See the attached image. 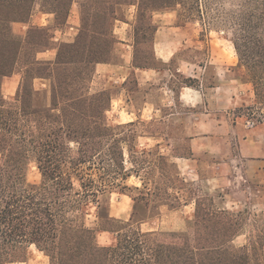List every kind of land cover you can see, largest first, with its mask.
<instances>
[{
	"label": "trees",
	"instance_id": "1",
	"mask_svg": "<svg viewBox=\"0 0 264 264\" xmlns=\"http://www.w3.org/2000/svg\"><path fill=\"white\" fill-rule=\"evenodd\" d=\"M74 1L0 0V264L27 261L31 246L44 252L49 264H264V211L218 205L213 194L186 181L162 152L151 162L143 151L136 161L143 166L133 170L124 164L122 147L117 174V128L137 123L110 125L106 114L111 109V88L92 93L89 86L96 63L113 59L117 7L137 6L134 61L140 67L158 64L154 52L151 57L139 56L143 53L139 32L145 37L152 25L156 31L155 12L175 11L181 25L199 21L229 30L238 65L246 70V81L239 78L252 83L262 111L260 124H254L264 126V0H82L75 41L56 44L55 60L38 59L40 51L54 45L50 29L30 26L19 35L13 23H29L40 5L62 27ZM147 12L152 13L149 18ZM17 72L22 74L21 84L8 99L2 83ZM36 78L50 80V95L34 88ZM130 141L118 140L126 145ZM128 149L131 155L134 149ZM32 159L42 175L39 183L27 178ZM132 176L143 187L130 185ZM117 185L122 186L120 193L138 191L147 206L158 203V211L194 202L188 230H142L143 222L160 213L139 218L140 199L131 194V219L110 216L108 198ZM91 208L94 220L88 219ZM99 231L114 233L115 243L100 245ZM241 235L246 242L236 244Z\"/></svg>",
	"mask_w": 264,
	"mask_h": 264
},
{
	"label": "crops",
	"instance_id": "2",
	"mask_svg": "<svg viewBox=\"0 0 264 264\" xmlns=\"http://www.w3.org/2000/svg\"><path fill=\"white\" fill-rule=\"evenodd\" d=\"M81 1H74L68 21L62 27L56 26L53 13L44 12L41 9L37 13L34 12L29 23H13V25L22 24L25 28L24 34L30 26L50 29L54 45L40 51L37 55L38 59L55 60L58 51L55 47L56 44L75 41L81 27ZM122 7L137 9L134 3L118 8L121 9ZM136 13L137 11L132 18L127 16L126 10L123 14L118 13V18L115 20L113 27L117 39L114 52L116 54L111 61L98 62L95 65V74L108 78L111 84L110 88H117L116 95L114 91L112 92V102L114 103L117 100V113L120 116L118 123H140L145 121L149 125L150 123H162L157 122L159 117L167 120L166 133L147 132L140 134L139 138L155 139L159 144L161 141L169 142L170 145L165 144L163 154L170 156V161L176 163L179 172L186 181H189V178L184 174L189 171L194 172V180L199 179L208 183L226 178L228 174L224 171V167H230L237 157L243 159V162H247V164H253L256 169L255 173L257 175L261 174L264 171V156L247 155L243 152L242 141H248L249 137L246 135L249 134H246L242 139L240 124L248 127L247 123L250 122L253 127L249 131L257 135L264 134V132L260 129V126L252 123L250 119H244L235 113L238 103L234 106L235 96L232 90L231 94L229 93L231 106H228V80L233 78L229 77L228 69L222 73L215 66L212 67L214 63L212 60L200 62L194 58L181 55L185 49L190 47L188 41L193 37L187 39L190 35V24H179L175 11L155 12L153 16L154 23L157 26L153 38V52L158 65L153 67L136 65L134 61L135 34H133L132 29L135 24ZM117 22H120V24L117 25ZM187 69L191 72H187ZM21 80L22 74L20 72L7 76L2 83L3 95L6 98L14 97ZM185 80H189L193 84L186 83ZM236 80L238 81L237 78ZM34 88L39 91H47L50 95V80L36 78ZM189 114H191L190 117ZM230 131L235 134L238 146V155H235L232 161L230 156L225 154L226 134ZM181 140L188 143L186 154L174 153L172 150L175 147L172 142ZM209 157L212 159L211 162L205 160ZM128 183L138 186V184H131L129 181ZM216 189L225 190L221 185ZM228 194V192L224 194L220 204L216 199L217 204L230 210L244 208H237V204H233L237 202L236 200H233V205L230 206L231 200L226 198ZM120 195L122 197L128 196L124 193H120ZM251 204L255 203L251 202ZM190 206L193 207V210L184 219L188 225V221L194 216V202L184 203L178 209L167 207V210L171 213ZM132 212L133 208L117 214H114L111 208L109 210L110 216L125 221L131 219ZM157 219L145 221L142 225ZM151 230L161 229L152 226L144 231ZM101 236L107 237V240L102 241ZM97 239L99 244L103 246L112 245L116 241L114 233L110 231H99Z\"/></svg>",
	"mask_w": 264,
	"mask_h": 264
},
{
	"label": "rangeland",
	"instance_id": "3",
	"mask_svg": "<svg viewBox=\"0 0 264 264\" xmlns=\"http://www.w3.org/2000/svg\"><path fill=\"white\" fill-rule=\"evenodd\" d=\"M40 9V5L36 6L35 13ZM127 11V16L129 18L133 17V14L137 11V9H134L133 7H128L125 9V7L119 9L117 7V17L118 13L123 14L124 11ZM152 13L147 12L148 18ZM158 18V17H157ZM136 19V18H135ZM149 20V19H148ZM113 19L111 17V20L109 21V25L113 24ZM184 20H181V22ZM135 22V21H134ZM146 22H142L144 24L143 26H147L148 24H145ZM186 23V22H185ZM190 24V35L187 37L189 39L190 37H193L192 39H189L188 44L190 47L188 49H185L181 55H184L188 58H194L197 61L200 62H208L209 60H212L214 63L212 67L214 66L220 70L222 73H224L225 70L228 69V74H230L229 77H233L232 79L228 80V106H231L230 99V92H234V106L238 103L235 113L237 115L242 116L244 119H250L252 123L260 124L259 119H261L262 111L259 109V107L256 104L255 101V93L252 83H246L243 82L246 81V70L243 66L238 65L239 63V57L237 55L236 49L234 47V44L232 43L230 39V32L224 27L219 28H211L209 25L202 26V24L197 22H187ZM120 24V22H117V25ZM115 25V22H114ZM113 25V27H114ZM14 32L17 34H24L25 28L22 24L17 23L13 25ZM133 34H134V28ZM154 26L147 31V35L143 37V32H139L138 35V47L140 50H143V53H139V56H149L151 57L153 54V42H152V36L154 34ZM115 52V51H114ZM116 53H113L112 56H115ZM156 63V62H155ZM237 64V65H236ZM94 66V65H93ZM92 66V67H93ZM91 67V69H92ZM187 72H191V70L187 69ZM243 77V80L240 78ZM238 79V81L236 80ZM112 82V81H111ZM244 83V84H243ZM90 91L92 93L98 92L105 88H110L111 84L109 83L108 78L105 76L96 75L95 73L92 74V78L89 81ZM115 92V95L117 93V88H111V92ZM230 93V94H229ZM9 99V97H8ZM107 121L110 125L115 126L118 123L119 114L117 113V100L113 103L111 109L107 112ZM191 114H189V117ZM129 118V117H127ZM229 119V118H228ZM157 122L162 123H155V124H149L147 125L146 122H140L132 127H125V128H117V174L120 167V154L121 149L123 147L124 149V156H125V166L127 169H141L140 167L143 166V164L137 163V160L142 159V152L145 154L148 158V160H151V162L154 161L155 156L158 152H165V144H169L167 141H161L160 144L157 143L158 141L155 139H147V138H139V134H145L147 132H160L161 134H164L167 132L166 125L167 120H164L163 118L159 117ZM165 122V123H164ZM248 127H245L243 124H240V134L243 137L246 135L249 137L248 141H242V148L243 152L247 155H261L264 156V134L257 135L255 133L250 132L249 130L252 129V124L249 122L247 123ZM228 126V125H227ZM260 129L264 132V126H260ZM228 132V131H227ZM128 138L130 141L129 145L121 144L118 142L120 138ZM175 146L173 150L174 153L178 154H186L187 153V141L181 140L172 142ZM133 148L134 151H132L131 155H129V149ZM171 151V149H170ZM167 152V150H166ZM225 154L227 156H230L231 161L234 158L235 155H238V146H237V139H235V134L230 131V133L226 134V152ZM1 157V156H0ZM170 158V156H168ZM207 162H211V157L205 159ZM183 162V161H182ZM264 164V163H263ZM147 169H151V165H147ZM153 166V165H152ZM240 166V167H239ZM253 164H247V162H243V159H240L239 157L236 158V161H233L231 163V168L226 166L224 167V171L226 174H228V177L223 178L219 181H212L211 183H208L206 181H202L199 179L194 180L193 177H195V174L193 171H189L187 174H184L187 178H189V181H193L197 185L201 187V190L203 193H209L213 194L215 198L217 199L218 204L222 202V197L225 193H229L227 199L230 201V206L233 204H237L238 207H245L250 206L252 213H261L264 211V171L261 172V174L255 173V168L253 167ZM230 168V169H229ZM140 174L146 179V174L141 170ZM118 176V175H117ZM27 178L29 182L32 183H39L42 179V175L40 173V170L38 169V166L35 162V159H32L30 162ZM148 181V180H146ZM119 180L117 181L118 184ZM131 184H138V186L143 187V183L140 179H138L136 176H132L129 180ZM149 185L154 188L155 184ZM219 185L223 186L225 190L222 189H216ZM122 186H118L117 188L113 189L114 191L109 195L108 198V206L112 209L114 214H117L119 212H123L126 209L132 210V197L137 196V198L140 199V194L136 190H131L126 194L128 196L122 197L120 195V189ZM188 187V186H187ZM236 200V203H233L232 201ZM251 202L255 204H251ZM233 203V204H232ZM158 203L151 202L147 206L145 201L139 200L138 209L140 210L139 218L145 217L147 215H152L155 217L159 213V219H156L155 221H151L150 223L141 224L142 230H147L151 228L152 226L158 227L161 229L160 231L165 232H186L188 230V225L185 223V216H189L191 210H193V207H187L180 211H174L169 212L167 210V207L161 208V211H158L156 206ZM152 206H155L152 208ZM152 208V209H151ZM163 210V211H162ZM152 212V213H151ZM158 213V214H157ZM89 220L95 219V209L91 208L89 210L88 215ZM100 239L102 241L107 240V237L101 236ZM246 242V236L241 235L236 240V244H243ZM28 260L27 261H21V262H15L12 264H49V257L44 254V252L40 251L35 246H31L28 251Z\"/></svg>",
	"mask_w": 264,
	"mask_h": 264
}]
</instances>
